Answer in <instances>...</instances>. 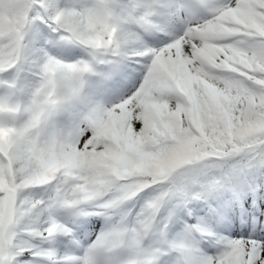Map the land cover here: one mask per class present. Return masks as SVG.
Listing matches in <instances>:
<instances>
[{
  "label": "snow or ice",
  "instance_id": "1",
  "mask_svg": "<svg viewBox=\"0 0 264 264\" xmlns=\"http://www.w3.org/2000/svg\"><path fill=\"white\" fill-rule=\"evenodd\" d=\"M0 264H264V0H0Z\"/></svg>",
  "mask_w": 264,
  "mask_h": 264
},
{
  "label": "clouds",
  "instance_id": "2",
  "mask_svg": "<svg viewBox=\"0 0 264 264\" xmlns=\"http://www.w3.org/2000/svg\"><path fill=\"white\" fill-rule=\"evenodd\" d=\"M7 136H8V130L0 129V139H7Z\"/></svg>",
  "mask_w": 264,
  "mask_h": 264
}]
</instances>
